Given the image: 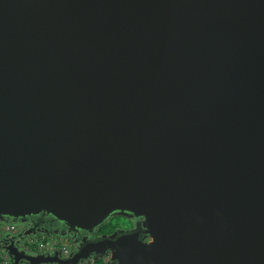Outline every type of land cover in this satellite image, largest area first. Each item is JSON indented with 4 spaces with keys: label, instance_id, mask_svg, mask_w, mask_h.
<instances>
[{
    "label": "water",
    "instance_id": "1",
    "mask_svg": "<svg viewBox=\"0 0 264 264\" xmlns=\"http://www.w3.org/2000/svg\"><path fill=\"white\" fill-rule=\"evenodd\" d=\"M0 222L11 264H264V0H0Z\"/></svg>",
    "mask_w": 264,
    "mask_h": 264
},
{
    "label": "rangeland",
    "instance_id": "2",
    "mask_svg": "<svg viewBox=\"0 0 264 264\" xmlns=\"http://www.w3.org/2000/svg\"><path fill=\"white\" fill-rule=\"evenodd\" d=\"M109 223H112L114 226H116L117 228H120V229H129L132 227V222L131 220L126 217V216H113L110 220H109ZM23 228V225L21 224H18V231H21ZM116 228V229H117ZM16 231H14L15 233ZM49 237V236H47ZM53 236H50L49 241V247H53L54 246V243H61L60 239V236H57V238H52ZM59 238V239H58ZM60 241V242H59ZM64 245L66 247H68L70 250L74 249L75 248V245L72 243V242H69V241H64ZM0 258L3 259V260H10V257L5 254V253H2L0 252Z\"/></svg>",
    "mask_w": 264,
    "mask_h": 264
},
{
    "label": "flooded vegetation",
    "instance_id": "3",
    "mask_svg": "<svg viewBox=\"0 0 264 264\" xmlns=\"http://www.w3.org/2000/svg\"><path fill=\"white\" fill-rule=\"evenodd\" d=\"M14 223H15V225H16V233H15V234H22V232H25V231L29 230L30 225H31L30 223H20V222H14ZM18 224L23 225V228H22L21 231H18ZM42 234H43V236H46V235H44L45 233L38 232L37 235H33V236H31V237H32V238H31L32 242L26 240L25 246H26V245L28 246V250H30V251H40V250H41V249L39 248V244H40V242H39V241H40L39 237L42 236ZM100 234H102V233H99V232L96 233V235H100ZM57 236H60V235H55V236H53V238H57ZM60 238H62V239H60L61 243H59L57 246H58L59 248L62 249V252H63V253H65V254H69L72 250H70L68 247H66V246L64 245V241H65V242H66V241H69V242H72V243H73V240H72L70 237H68V236H60ZM58 239H59V238H58ZM60 241H59V242H60ZM73 244H74V243H73ZM64 246L66 247V249H67L68 252H65V251H64V249H63ZM83 264H84V263H83Z\"/></svg>",
    "mask_w": 264,
    "mask_h": 264
},
{
    "label": "built area",
    "instance_id": "4",
    "mask_svg": "<svg viewBox=\"0 0 264 264\" xmlns=\"http://www.w3.org/2000/svg\"><path fill=\"white\" fill-rule=\"evenodd\" d=\"M16 231V225L14 222H0V241L6 236H12ZM54 247V246H53ZM39 248L41 250H49V243L40 242ZM65 252H68L66 247H63ZM0 264H11L10 260H3L0 258Z\"/></svg>",
    "mask_w": 264,
    "mask_h": 264
},
{
    "label": "trees",
    "instance_id": "5",
    "mask_svg": "<svg viewBox=\"0 0 264 264\" xmlns=\"http://www.w3.org/2000/svg\"><path fill=\"white\" fill-rule=\"evenodd\" d=\"M116 226H114L112 223H109V221L107 223H105L104 225H102L99 229L98 232L102 233V234H110L112 232H114L116 230ZM50 238V237H49ZM44 242V243H48L49 239L47 236L44 237L43 240L39 241V242ZM106 260L107 258H99L95 261H93L91 264H106ZM87 264V263H84Z\"/></svg>",
    "mask_w": 264,
    "mask_h": 264
},
{
    "label": "crops",
    "instance_id": "6",
    "mask_svg": "<svg viewBox=\"0 0 264 264\" xmlns=\"http://www.w3.org/2000/svg\"><path fill=\"white\" fill-rule=\"evenodd\" d=\"M44 235L48 236L47 234H44ZM44 237H45V236H43V234H42V236L39 237L40 241L43 240ZM48 238H49V237H48ZM42 242H43V241H42ZM92 262H93V261H92Z\"/></svg>",
    "mask_w": 264,
    "mask_h": 264
}]
</instances>
